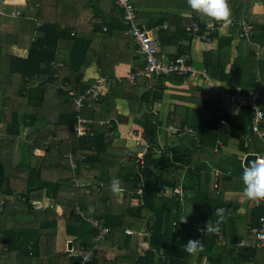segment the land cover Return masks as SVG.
Instances as JSON below:
<instances>
[{
    "label": "trees",
    "instance_id": "trees-1",
    "mask_svg": "<svg viewBox=\"0 0 264 264\" xmlns=\"http://www.w3.org/2000/svg\"><path fill=\"white\" fill-rule=\"evenodd\" d=\"M4 1L0 0V37L9 34L15 36V41L14 45L0 42V125L9 136L16 137L20 128L18 116L22 113L31 122L39 124L41 121L48 131L54 129L56 132L53 131V145L46 148L52 149V155L47 154L42 158L34 156L31 147H27L23 149L20 159L16 156L15 145L11 149H3L0 142V264H80L78 256L63 253L67 239L72 241L74 250L80 247L93 250V257L87 264H190L193 254L185 252L183 246L188 233L192 240L202 241L203 250L196 254L206 256V264L214 263L213 259L217 257L213 253L216 252L220 257L224 255L225 252L220 251L228 248L227 242L232 251L237 252V256L231 255L232 264L256 262V257L252 256L255 251L236 248L243 240V235L239 236L237 223L234 221V230L226 226V217L232 214L233 205L220 195L217 200L212 198L205 189V183H210L208 172L196 163V159L202 160L197 153L202 154L203 158L208 155L219 159L222 149L215 148L216 141L220 139L225 144L228 140L226 125L220 134L216 132L218 107L210 106L209 102H203L201 109L176 105L168 114L166 123L176 127L189 126L195 136H178L180 148L163 149L159 153L156 139L162 121L158 112L154 115L149 110L161 101L166 82L180 85L184 77L176 74L160 77L151 75L145 80L153 86L144 90L137 83H129L126 79L118 83L114 79L108 83L107 94L96 101L90 100L89 104L87 101L80 111L82 116L92 121V136L87 134L77 138L73 133L76 113L73 97L69 93L74 91L75 95H79L90 87L92 81L83 82L82 79L83 70L91 61L114 58V47L109 40L118 42L121 39L129 54L126 61L130 64L135 62L137 67L142 66L136 47L128 37L123 36L126 27L121 21V13L113 0H87L92 4V9L87 12L93 15L91 37L87 38L76 34L70 36L71 26H65V31L60 29L58 20L66 14L59 13L66 0H56L54 3L52 0H26L23 7L15 8L5 5ZM167 1L130 0L136 8L140 2L146 8L164 10ZM180 1L184 3L186 0ZM228 3L237 18L246 5V18L248 16L250 20L252 7L258 1L228 0ZM262 4L264 6V0ZM17 10V16H11ZM106 10L108 16L105 15ZM188 11L189 16L180 19V22H172V27L177 23L187 36L185 27L193 22H201L200 26L198 24L199 34L203 33L205 26L201 24L205 17L192 12L190 8ZM138 18L142 22L146 21L145 14L138 15ZM254 30L262 31V34L254 32L253 36V41L263 50L262 58L257 59L255 50L249 48L246 59L241 63L234 62L231 73L226 75V64L222 63L220 55L212 57L210 53H205L202 66L212 78H217L219 72L225 74L223 78L228 82L238 78L241 83H247L249 90L257 88L261 94L259 106L263 111L264 24L254 26ZM233 31L236 33V30ZM169 34L173 41L178 42L176 33L169 31ZM103 38L109 39L106 46L103 41H99ZM61 43L67 44L69 52L58 55ZM13 46L24 50L26 55L21 57L12 54ZM225 49V46L218 44L219 54ZM181 54L179 52L176 56ZM117 100L126 103L128 112L134 116L133 122L143 130L140 146L146 148L143 154L144 168L140 170L143 185L141 195L138 187L140 179L134 162L125 161L117 151L122 148L113 146L117 131L113 120L118 115L115 113ZM14 101H20L21 105H15ZM22 106L32 108L34 112L28 115ZM226 119L239 130L237 138L242 149H260V153L264 151L262 141L249 134L251 111L248 106H242L236 115L226 116ZM99 122L104 124L99 126ZM260 130L264 133V125ZM64 136L71 139L67 145ZM169 149H185L187 160L180 158L176 152H172L169 157ZM68 150L75 155V170H72L68 159L64 160L63 156ZM228 160L230 164L227 163L228 169L224 170L226 174L239 175L243 172L235 156ZM184 166L186 172L181 181L185 195L183 201L180 202L175 195L172 198L159 197L166 189L176 188L177 181L174 178L183 171ZM202 172L205 181L201 178ZM223 177L221 175L218 179L221 181ZM85 180H90V185L77 186L78 181ZM114 181H119V193L111 190ZM44 196L52 201V206L41 209L36 202ZM193 205L198 208V217L188 221L186 210ZM248 205L251 210L246 223L248 229L243 226L242 231L245 238L251 237L256 244L255 238L249 234V228L258 226L263 210L255 207L251 201ZM76 208L110 229L104 240L94 241L95 229L76 215ZM216 208L226 210L223 222L218 224L224 235L222 244L215 236L204 233L209 220L213 219L214 224L219 220V217H214ZM184 218L185 222H182ZM126 230L135 234L145 230L144 244L150 249L140 253L139 247L133 248V237L126 234ZM246 249L248 255L244 260L243 250ZM240 251L244 253L241 256Z\"/></svg>",
    "mask_w": 264,
    "mask_h": 264
},
{
    "label": "crops",
    "instance_id": "crops-1",
    "mask_svg": "<svg viewBox=\"0 0 264 264\" xmlns=\"http://www.w3.org/2000/svg\"><path fill=\"white\" fill-rule=\"evenodd\" d=\"M52 1L53 3L56 2V0H52ZM84 1L86 0H66V4L64 8L59 13L60 15L63 13L66 14L58 20L60 23L59 24L60 29L62 31H65V26H71L70 36H73L74 34H76V35H82L87 38L91 37L90 31H91V27H93L92 25L93 22H91V18L93 19V15L92 13L87 12L88 9H86V7L84 6L83 4ZM113 1H114V5L117 6L115 3V0ZM257 1L258 3L254 4V6L252 7V15L250 16V20L247 19L248 16L246 18V5L242 7L239 18H237L236 12L234 10H231V21L232 22L239 23V22L245 21L251 26V35H250L249 40L246 42H243L244 40L239 38V31L235 25L233 27L229 25L225 29L220 24H217L214 21H210L207 18H203L204 21L202 22L201 25L205 26L203 33H208L209 42L192 40L188 34L186 36L182 32L180 26L177 25V23L174 25V27H172L171 25L172 22L174 23L176 21L180 22V19L189 16L188 5L186 1L183 3L180 0H168L167 2H165L166 3L165 10L164 8H156V7L146 8L140 2L137 8L134 7L133 4L132 5L134 8V15H135L134 21L137 25L146 26L148 29L160 27L163 24H166L168 26L166 31L161 30L159 33V36L162 41V51L160 55V58L162 61H167V60L172 59L179 52L180 53L186 52L187 54L190 55L193 66L197 69V71L199 72L204 71L207 75L206 69L202 66L205 53H210L212 57L214 56L218 57V55H220V58H222L221 59L222 63L226 64L225 72L227 75L231 73L230 72L231 63L233 62L241 63L243 59H246V51L249 48L251 50L253 49L255 50V55L257 59L262 58V51H263L262 48L260 47V45L256 44L253 41L254 32L255 33L257 32L258 34H262V31L260 32V31L254 30V26L256 25L259 26V25L264 24V6L262 4V0H257ZM25 2L26 0H5L4 4L9 5L11 8H15V6L23 7L25 5ZM72 8L73 10L69 14V11ZM32 12H34V10ZM12 13H14V15H11V16H17L19 11L17 10ZM153 13H156V14H153ZM84 14L86 15L82 17V15ZM143 14H145V19H146L145 22H142V20L138 18V15L141 16ZM105 15L108 16L107 10L105 11ZM121 21L123 25L126 27V29L123 32V36L125 35L126 37H128L131 41V44L133 45L131 38L126 34L128 27L124 23L123 17H121ZM102 28L105 31V27L103 26ZM233 30H236V33ZM169 31L177 34V36L179 37L178 42L173 41L172 35L169 34ZM199 31H200V27H199ZM166 34L167 36H165ZM108 40H109L108 38H103L102 40H99V41L101 42L103 41L104 46H106V44L108 43ZM14 41H15V36H12L9 34H2L0 37L1 43L13 44ZM109 42L114 47V51H113L114 58L109 59L105 57L104 60L99 61V62L91 61L88 64V66H86L83 70L84 75H83L82 81L83 82L92 81V84H93L95 79L101 78L106 81L107 88L109 89V84H108L109 81L111 83V80L115 79L119 83L120 81L126 79L129 83L139 84V86H141V90L151 88L153 85L146 83L145 79L147 77H142V78L140 77V79L137 81H130L128 79V77H130V74L132 72H136V70H138L142 66L137 67V64L135 62L130 64L126 61L129 54L127 50L123 47L122 40L120 39V41L118 42L114 40H109ZM218 44H220L221 47L222 46L226 47V49L221 51L220 54L219 52H217ZM124 49H125V52H124ZM257 49H258V52H257ZM18 51L22 52V54L25 53L26 55V52L24 50L17 49L15 46H13L11 49L12 54L21 56L19 53H17ZM120 51L122 52L123 55L120 54ZM68 52H69V47L67 46V44L61 43L59 45V50L57 54L62 55ZM25 55L21 57H24ZM116 55H119V57H116ZM141 62H142V58H141ZM223 77H225V74L223 73L220 74L218 72L217 78H212L209 75H207V79L201 76L187 77V78L184 77L183 82L180 85H175V84L166 82L164 84L166 87V90L163 93L161 101H158L157 103H155L156 110L159 113V117H160L159 119L162 121L161 126L158 128L156 142L158 143V146L160 149L159 153H160L163 149L176 148V147L180 148L181 146L179 145L178 139L181 136H185V135L189 137L195 136L194 130L189 126H184V127L173 126V127L178 128V129L190 128L193 131V134H178L177 136L171 135L170 130H169L170 125L166 123V119H167L168 114L174 110L176 105H180L182 107H186L189 109H201L203 102H209L210 106L218 107V110L216 112V124H215L216 132L220 134V131L222 130L223 126L226 125V137H228V140L225 144H223L222 140L220 139H217L216 141L215 148L222 149L221 157L219 159L211 158L208 155H206V158H203L202 154L200 155L199 153H197L202 158V160L196 159V163L205 167V170L208 172V175L210 177V180H209L210 183L209 185L205 183L206 185L205 189L209 191V194L212 196V198L214 200H217L218 196L220 195L222 196L224 201L233 205L232 214H229L226 217V226L231 227V230H234L233 228L234 221L239 226L238 228L239 236L243 235V240L241 241V243L237 245L236 248L238 250L243 249V248H250L251 250L255 251V255L254 254L252 255L251 251H250V255H252L253 257H256V262L255 261L248 262L246 264H255V263L264 264V252L261 251L260 249H257V247L255 246V242L253 241L251 237L245 238L244 237L245 235L242 231L243 226H246V223L250 218V211H251L248 205L250 201L246 200L240 195L241 189L243 187L242 180H241L243 172L242 173L240 172L239 175H234V174L232 175L228 173L226 174L224 172L225 169H228L227 167L229 166L228 164H230L228 158L235 156L236 159L240 161V165H241L240 168L241 170H243V160L247 154L255 155V154H262L264 152L262 151L260 153V149L247 150V149H244V147L242 149L239 146V142L237 138L239 130L234 127L233 123L227 121L226 119V116L232 117L236 115L242 106H248L251 111V121H252L253 111L250 108V105L247 102H241V103L232 102L231 97L234 96V97L243 99L245 96L249 94L258 93L259 98H258L257 103L259 106V100H260L261 94L257 88L253 90H249L247 88V83L246 82L241 83L238 80V78L230 79V81L228 82ZM257 77H258L257 83H259L260 78H259L258 72H257ZM90 87H88L87 89H89ZM1 92H2V88H1ZM107 93L108 92H106L105 94ZM81 94L83 93H80L79 95ZM79 95H75V96H79ZM88 101H89L88 102L89 104L92 100L91 101L88 100ZM19 102L20 101H14L15 105L17 104L21 105ZM126 106L127 105L124 101H121V100L116 101V112L115 113H117L118 115H116L113 118V120L116 122V127H117L116 132H118V137H115V139L124 138L125 140L128 141V143L130 142L129 144L126 143L125 145H123V148H122L123 153L121 154L124 160L128 154L129 161L134 162L136 155L142 152V149H143V147L140 146L141 140H139V143L137 144L134 138L141 139L143 130L137 124L133 122L134 116L128 112V109ZM22 108L28 115L34 112L32 108L24 107V106H22ZM220 113H224L225 124L223 126L219 125V114ZM76 117H77V114H76ZM83 119L88 121V125L86 126L90 129V131L87 134H89V136H92V131H91L92 128L90 126L92 121H89V119H86V118H83ZM251 121H250L249 134L253 135L251 131ZM18 122L20 124V128H19V133L18 135H16V137L9 136V134L4 130V127L0 125V142H1V147L3 149H11V147L15 145L16 156L18 155L20 159H21V155L23 154V149H26L27 147H31L32 154L36 157L42 158L46 156L47 154L52 155V149H46V148L47 146L49 147L53 145L52 139L54 138V134H55L54 132H56L54 131V129L52 130L50 128L52 131H48L47 126H45L41 121L39 122V124L31 122L29 118H24L22 113H20L18 116ZM106 123L109 124L110 122L107 121ZM98 124L99 126H102L104 122H99ZM263 125H264V120L261 124V127ZM75 136L79 138L76 134ZM248 136L249 135H247V137ZM49 139L51 140L49 141ZM64 139H66V145H67V142L71 141V139L66 136H64ZM260 140L262 141L263 147H264V137ZM44 141H47V142L44 143ZM113 142H118V141L114 140ZM218 142H220L221 145H218ZM114 145L115 143H113V146ZM115 146L116 148H119L117 147V145ZM244 146L245 147L247 146L246 142ZM56 148H58V145L56 146ZM216 149L214 151H216ZM117 151L119 153L120 150L117 149ZM172 152H176L180 158H182L183 160H187L185 149H169L168 155L171 156ZM68 153H71L73 155L74 163L76 165L75 155L72 151L68 150V152H66L63 157L66 158L65 156ZM224 159L226 160V162H224ZM125 161H127V159ZM185 169H186V166H184L183 171L177 173V178H174L176 179V181L183 180L184 174L186 172ZM221 175H224V177L220 181L218 178ZM201 178L202 179L204 178V181L206 179L203 172L201 173ZM90 183H91L90 180H85V181H78L76 184L77 186H83V185H90ZM219 190H221V193H219ZM173 196H174V193L172 189H166L164 193L159 194V197H165V198L166 197L172 198ZM36 203L39 207H42L41 209L52 206V201H50L45 196L38 199ZM188 208L186 210L188 213V218H187L188 221L194 218H197L198 208L195 205L191 206V208L189 209ZM209 221H212L213 224L215 223L213 219ZM246 228L248 229V226H246ZM185 239H186L185 241L190 240L191 234L188 233ZM67 241L68 243L69 242L71 243V248H73L72 241L68 239ZM227 245H228L227 249L225 248L224 250L222 249V251H220V252H225L222 257H220V255L217 256L216 252L215 254L214 253L212 254L215 257H217L213 259L214 261L213 264H232L233 260L231 261V255L235 254L237 256V252L232 251V248L230 247L228 242H227ZM132 247L134 248L133 244H132ZM243 251L245 253L244 255V260H245L248 255L246 251L248 250L246 249ZM243 251H240L242 253H240L239 256L244 254ZM206 260H207L206 256L200 257L198 254L195 253L191 256L190 264H206Z\"/></svg>",
    "mask_w": 264,
    "mask_h": 264
},
{
    "label": "built area",
    "instance_id": "built-area-1",
    "mask_svg": "<svg viewBox=\"0 0 264 264\" xmlns=\"http://www.w3.org/2000/svg\"><path fill=\"white\" fill-rule=\"evenodd\" d=\"M117 6H120L123 9V21L126 24L127 31L126 34L131 38L133 45L136 47L137 55L142 58V67L136 70V72H132L128 79L130 81H137L140 77H149L154 75L156 77L160 76H168L170 74H176L178 76L183 77H197L201 76L207 79V75L204 71H197V69L191 63L192 60L190 55L186 52H183L179 56H175L170 60L162 61L160 58L162 51V41L160 39L159 33L160 31H166L168 26L163 24L160 27H155L153 29H148L146 26H139L134 21V8L130 0H115ZM236 26L239 31V38L243 39L245 42L249 40L251 35V26L245 22H232L230 26ZM186 33H188L189 37L192 40L209 42L208 33L199 34V26L196 22H193L190 25L185 27ZM258 52V49H257ZM108 88L106 85V81L101 78H97L94 80L93 84L89 89L85 91V93L75 96L74 92L71 91L69 93L70 96L73 97V107L74 112L77 114L76 123L73 126V132L78 137H84L90 131V129L86 126L88 125V121L83 119L79 113L81 109L84 107L88 100L96 101L98 98L105 95L108 92ZM258 93H253L245 96L243 99L238 97H231L232 102L241 103L247 102L250 105V108L253 111L252 121H251V131L252 134L256 137L262 139L264 134L261 132L260 127L264 120V112L258 106ZM152 114H156V106H153L150 109ZM225 124L224 121V113L219 114V125L223 126ZM110 126V125H109ZM170 133L172 136H177L178 134H193V131L190 128L178 129L173 126L169 127ZM137 144L139 143L140 138H134ZM218 145H221L218 142ZM145 151V147L142 149V152L138 153L135 158V165L137 170L138 178L140 179V185H142L140 170L144 168V158L143 154ZM256 158H264V152L262 154H255ZM70 164L72 170L76 169V165L74 163V157L71 153L66 154L65 156ZM170 157V156H169ZM244 168V167H243ZM182 182L177 181L176 188L173 193L177 196L179 200L184 198V194L182 192ZM255 207H259L263 210L261 216L258 220V226L253 227L251 229V234L255 236L261 243L264 245V202L259 204L254 203ZM92 225L97 229V237L95 241L100 239H104L108 234L109 230L107 228L102 227L98 221H92ZM127 234H131L130 231H126ZM207 234L209 232H206ZM214 235L217 236L219 241L223 240L222 231H213ZM144 234H139L138 244L141 247L145 248V244L143 241ZM68 256H79L81 264H87L93 257V252L91 249H84L80 247L78 250H74L71 248L70 250L66 249Z\"/></svg>",
    "mask_w": 264,
    "mask_h": 264
},
{
    "label": "clouds",
    "instance_id": "clouds-1",
    "mask_svg": "<svg viewBox=\"0 0 264 264\" xmlns=\"http://www.w3.org/2000/svg\"><path fill=\"white\" fill-rule=\"evenodd\" d=\"M186 3L192 12L220 24L225 29L232 23L228 0H186ZM241 180L243 187L240 195L243 198L256 204L264 202V158H255L252 161L245 158ZM111 190L113 193L121 191L119 181L112 183ZM225 211L223 208H216L214 217H219V220L215 225L212 221L207 222L204 230L209 233L218 231V224L223 222ZM182 222H185V218ZM183 246L189 254L203 250L201 240L190 239Z\"/></svg>",
    "mask_w": 264,
    "mask_h": 264
},
{
    "label": "bare ground",
    "instance_id": "bare-ground-1",
    "mask_svg": "<svg viewBox=\"0 0 264 264\" xmlns=\"http://www.w3.org/2000/svg\"><path fill=\"white\" fill-rule=\"evenodd\" d=\"M138 187L140 188V192H139V194L141 195L142 194V188H143V185H138ZM182 187V186H181ZM174 191V190H173ZM182 192H183V194H184V191H183V187H182ZM175 195V194H174ZM176 196V195H175ZM184 197H185V195H184ZM184 199V198H183ZM183 199L182 200H179L180 202H182L183 201ZM76 215H78L80 218H82L85 222H87V223H89L94 229H95V231H96V236H95V238L97 237V234H98V232H97V229L92 225V221H94V220H96V221H98V223L102 226V227H104V228H107L109 231H110V229L108 228V227H106V226H103L100 222H99V220H97V219H94V218H91L89 215H87L85 212H83V211H81V209L80 208H76ZM256 227V226H255ZM253 227H250L249 228V234L252 236V237H254L255 238V240H256V244H255V246L257 247V249H260L261 251H263L264 252V245L262 246L261 245V243H260V241L255 237V236H253L252 234H251V229H252ZM126 231H129V230H126ZM126 231H125V233H126ZM145 233V230H142L140 233H132L131 232V234H129V235H132V237H133V245H134V247H139V252L140 253H145V252H147L150 248H147V247H141V246H139V244H138V238H139V234H144ZM205 233V235H209V236H211V235H213V236H215L216 238H217V236L216 235H214V233H206V231L204 232ZM108 234H109V232H108ZM107 234V235H108ZM127 234V233H126ZM107 235H106V237H107ZM105 237V238H106ZM95 238H94V241H95ZM104 238V239H105ZM104 239H100V240H98V241H95V242H99V241H101V240H104ZM143 241H144V236H143ZM217 241L220 243V244H222V243H224V236H223V240L222 241H219L218 240V238H217ZM82 248H84V247H82ZM85 249V248H84ZM92 250V249H91ZM92 252H93V250H92Z\"/></svg>",
    "mask_w": 264,
    "mask_h": 264
},
{
    "label": "rangeland",
    "instance_id": "rangeland-1",
    "mask_svg": "<svg viewBox=\"0 0 264 264\" xmlns=\"http://www.w3.org/2000/svg\"><path fill=\"white\" fill-rule=\"evenodd\" d=\"M79 4H80V3H79ZM83 4H84V6L86 7V9H92V7H91L92 4H91L90 2H88L87 0L84 1ZM116 7L118 8L119 12L121 13V17H123V13H124V12H123V9H122L120 6H116ZM11 15H14V13H11ZM242 41H243V40H242ZM243 42H245V41H243ZM17 53H19L21 56L25 55V53L22 54V52H20V51H18ZM231 65H235L234 62L231 63ZM83 109H84V107L81 109V112H82ZM80 116H81L82 118H85L84 116H82V114H80ZM115 140L118 141V142H113V143H115V145H117V147H119V148H123V145H125L126 143H127V144L130 143V142L128 143V141L125 140L124 138H123V139H122V138H121V139H117V138H116ZM115 145H114V146H115ZM119 145H120L121 147H120ZM115 147H116V146H115ZM119 150H120L119 153H123V149H119ZM126 159L129 161L128 154H127V157H125V160H126ZM64 160H65V158H64ZM60 240H61V239L59 238V241H60ZM62 245H63V243L60 242V246H62ZM68 245H69V244H68V241H67V243H66V245H65L66 248H64L63 253L68 254L67 251H66V249L68 248ZM73 249H74V248H73ZM68 250H69V249H68ZM78 257H79V256H78ZM79 258H80V257H79ZM80 260H81V259H80ZM90 261H91V260H90ZM88 263H89V262H88ZM80 264H81V261H80Z\"/></svg>",
    "mask_w": 264,
    "mask_h": 264
},
{
    "label": "water",
    "instance_id": "water-1",
    "mask_svg": "<svg viewBox=\"0 0 264 264\" xmlns=\"http://www.w3.org/2000/svg\"><path fill=\"white\" fill-rule=\"evenodd\" d=\"M115 137H118V132H115ZM245 158H247L249 161H252V160H254L256 158V155H254V154H247L245 156ZM245 158L243 160V167H244V164H245ZM68 244L69 245H68V248L67 249L70 250L71 249V243L69 242ZM161 252H163V250H161Z\"/></svg>",
    "mask_w": 264,
    "mask_h": 264
}]
</instances>
